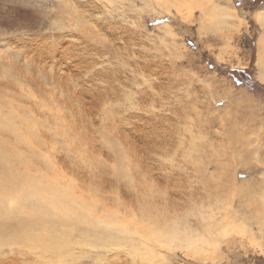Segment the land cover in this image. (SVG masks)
I'll use <instances>...</instances> for the list:
<instances>
[{"label": "rangeland", "instance_id": "obj_1", "mask_svg": "<svg viewBox=\"0 0 264 264\" xmlns=\"http://www.w3.org/2000/svg\"><path fill=\"white\" fill-rule=\"evenodd\" d=\"M263 20L264 0H0V115L37 135L0 132L8 153L123 221L109 245L84 242L103 225H60L73 260L5 244L0 264H264ZM162 211L215 247H156Z\"/></svg>", "mask_w": 264, "mask_h": 264}, {"label": "bare ground", "instance_id": "obj_2", "mask_svg": "<svg viewBox=\"0 0 264 264\" xmlns=\"http://www.w3.org/2000/svg\"><path fill=\"white\" fill-rule=\"evenodd\" d=\"M229 21H231V17ZM229 21L225 19L224 23L229 26L230 33ZM258 61V78L264 80V35L259 40ZM13 116L0 115V132L4 131L13 135L14 141L19 143L36 142L37 135L33 123L27 124L22 131ZM7 150L5 141L0 137V245L18 244L31 249L36 248L40 253H50L59 261H64L66 256L72 254L70 252L71 242L75 240L70 237L68 230L63 234L59 233L63 229L60 228V225L76 226L80 223L100 227L103 225L104 229L109 230L108 233L104 230L97 231L99 233H96L95 236L87 231L88 233L84 236L86 246L96 242L109 245L116 241L112 239L116 236L112 235L110 229L120 228L123 224L122 218L118 215V208L112 209L106 204H97L98 200L93 196H97V194H92L96 200H89L91 196L77 194L72 180H68L57 170L49 171V175H43V172L40 175L28 173L27 169L30 165L32 166L34 157L16 152L10 154ZM28 153L33 155L35 152ZM14 162L19 164L18 168L13 166ZM50 162L47 163V167L53 168ZM22 168L25 169L19 170ZM11 200L18 207L16 212L19 213L22 210L25 214L23 217H19L20 214H17L12 221L5 218L8 212L7 204ZM144 210L149 213L151 209ZM152 214H148L146 232L148 236L153 237L156 247L162 245L172 249L174 244L194 250L199 248L202 250L204 245H210L207 248L215 247L213 244L216 241L210 236H206L203 230L197 228L198 226L193 227L189 217L166 215L165 211ZM141 228L143 229L142 225ZM121 231L128 230L123 226ZM120 240L123 239L117 238V242ZM120 244L123 245V242ZM151 248L149 244H146L144 255L145 251L147 252ZM69 257L72 258V255Z\"/></svg>", "mask_w": 264, "mask_h": 264}]
</instances>
